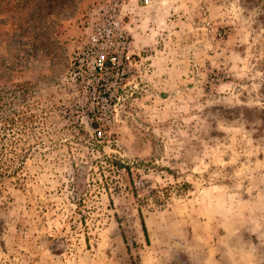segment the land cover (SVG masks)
I'll return each mask as SVG.
<instances>
[{
	"label": "rangeland",
	"instance_id": "374dc122",
	"mask_svg": "<svg viewBox=\"0 0 264 264\" xmlns=\"http://www.w3.org/2000/svg\"><path fill=\"white\" fill-rule=\"evenodd\" d=\"M115 1L108 122L74 60ZM0 264H264V0H0Z\"/></svg>",
	"mask_w": 264,
	"mask_h": 264
},
{
	"label": "built area",
	"instance_id": "2783aa9c",
	"mask_svg": "<svg viewBox=\"0 0 264 264\" xmlns=\"http://www.w3.org/2000/svg\"><path fill=\"white\" fill-rule=\"evenodd\" d=\"M149 1L144 0L146 4ZM133 49V37L124 23L121 4L115 1L103 8L93 31L75 57V81L92 97L93 111L103 109L108 122L114 119L108 114L109 108L121 101L120 92L136 64ZM98 129L102 136L105 130Z\"/></svg>",
	"mask_w": 264,
	"mask_h": 264
},
{
	"label": "trees",
	"instance_id": "16d2710c",
	"mask_svg": "<svg viewBox=\"0 0 264 264\" xmlns=\"http://www.w3.org/2000/svg\"><path fill=\"white\" fill-rule=\"evenodd\" d=\"M142 225H143V230H144L146 238H147L148 237L147 226H146V223H145L143 218H142Z\"/></svg>",
	"mask_w": 264,
	"mask_h": 264
}]
</instances>
